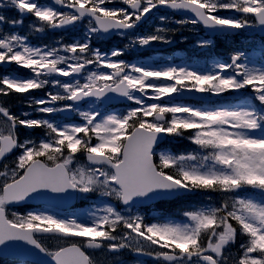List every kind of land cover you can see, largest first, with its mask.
<instances>
[{"label":"snow or ice","instance_id":"1","mask_svg":"<svg viewBox=\"0 0 264 264\" xmlns=\"http://www.w3.org/2000/svg\"><path fill=\"white\" fill-rule=\"evenodd\" d=\"M115 3L0 0V9H14L21 17L0 13V26L20 25L26 14L41 25L38 32L87 19L83 40L54 47L31 45L27 36L4 34L0 28V66L15 64L31 74L0 76V97L55 89L29 101L44 118L28 112L17 116L0 104V160L18 152L14 166L0 171V252L14 246L10 242H24L50 264H94L86 249H128L160 264H228L225 249L243 236L234 264H264V62L253 63L235 49L208 71L175 63L155 68L119 59L125 49L104 53L92 46L93 37L134 33L161 7L187 14L176 23L202 25L227 38L238 30L264 28V0H120L123 6H109ZM167 31L161 27L129 36L130 45L170 43ZM212 44L211 38L196 41L200 48ZM184 93L217 100L197 105L172 99ZM225 94L236 99L220 101ZM113 97L135 106L119 113L102 107ZM58 113H75L79 122L47 118ZM19 128L45 133L21 141ZM162 136L186 137L196 148L179 155L158 151ZM78 154L86 157L84 163ZM243 189L252 194L240 195ZM208 190L222 193L223 202L186 210L180 222L167 217L148 222L130 211L138 204ZM92 193L119 201L129 211L107 203L102 215L91 211L83 221L47 211L8 212L10 205L30 199ZM43 234L65 244L50 250L38 238Z\"/></svg>","mask_w":264,"mask_h":264},{"label":"rangeland","instance_id":"2","mask_svg":"<svg viewBox=\"0 0 264 264\" xmlns=\"http://www.w3.org/2000/svg\"><path fill=\"white\" fill-rule=\"evenodd\" d=\"M12 19H19V18H12ZM22 24H27V25H29V23L24 22V21H23ZM16 26H20V27H21V24H20V25H16ZM16 26L13 27L11 24L8 23L7 29L4 28L3 25L0 26V28H2V27L4 28V31H3L4 34H18V33H16V32H14ZM38 27H40V26H38ZM71 27H72V26H69L68 29H67V28H65V29L68 30V32H71V31H72ZM3 28H2V29H3ZM11 28H14V31H11ZM75 29H76V31H79L80 33H82V34L85 35V33H86V31H87V21L84 20V21H82V22L77 23V24L75 25ZM36 33H37L38 35H41V34H42V32H38V31H36ZM58 33H59V32H58ZM23 36H24V35H23ZM3 66H4L5 68H9V69L20 68V67H17L15 64H11V65H9V64H5V65H3ZM146 67H154V66H150V65H148V66H146ZM155 68H156V67H155ZM165 152H166V151H165ZM135 213H136V212H135ZM96 258H99V260L96 259ZM96 258H95V260H96L97 262L104 261V259H105V255H103L102 253H99V254L96 255Z\"/></svg>","mask_w":264,"mask_h":264}]
</instances>
